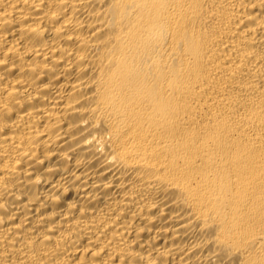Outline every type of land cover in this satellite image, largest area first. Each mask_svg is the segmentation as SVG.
I'll return each mask as SVG.
<instances>
[{
	"label": "bare ground",
	"instance_id": "1",
	"mask_svg": "<svg viewBox=\"0 0 264 264\" xmlns=\"http://www.w3.org/2000/svg\"><path fill=\"white\" fill-rule=\"evenodd\" d=\"M0 264H264V0H0Z\"/></svg>",
	"mask_w": 264,
	"mask_h": 264
}]
</instances>
